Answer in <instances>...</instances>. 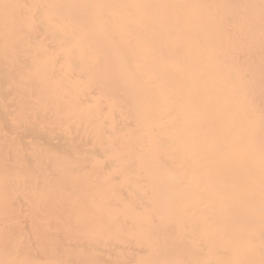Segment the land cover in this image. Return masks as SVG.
Masks as SVG:
<instances>
[{"label":"bare ground","instance_id":"bare-ground-1","mask_svg":"<svg viewBox=\"0 0 264 264\" xmlns=\"http://www.w3.org/2000/svg\"><path fill=\"white\" fill-rule=\"evenodd\" d=\"M0 264H264V0H0Z\"/></svg>","mask_w":264,"mask_h":264}]
</instances>
